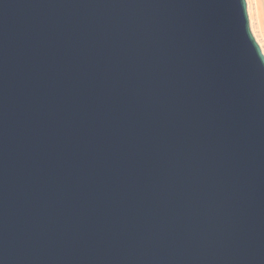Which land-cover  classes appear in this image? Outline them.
Listing matches in <instances>:
<instances>
[{
  "label": "water",
  "instance_id": "obj_1",
  "mask_svg": "<svg viewBox=\"0 0 264 264\" xmlns=\"http://www.w3.org/2000/svg\"><path fill=\"white\" fill-rule=\"evenodd\" d=\"M0 264H264L245 0H0Z\"/></svg>",
  "mask_w": 264,
  "mask_h": 264
},
{
  "label": "bare ground",
  "instance_id": "obj_2",
  "mask_svg": "<svg viewBox=\"0 0 264 264\" xmlns=\"http://www.w3.org/2000/svg\"><path fill=\"white\" fill-rule=\"evenodd\" d=\"M245 4L249 26L264 53V2L263 0H245Z\"/></svg>",
  "mask_w": 264,
  "mask_h": 264
},
{
  "label": "rangeland",
  "instance_id": "obj_3",
  "mask_svg": "<svg viewBox=\"0 0 264 264\" xmlns=\"http://www.w3.org/2000/svg\"><path fill=\"white\" fill-rule=\"evenodd\" d=\"M263 2H264V0H263Z\"/></svg>",
  "mask_w": 264,
  "mask_h": 264
}]
</instances>
